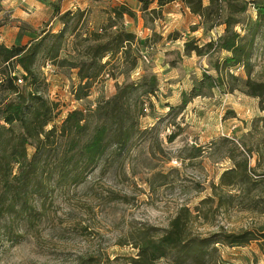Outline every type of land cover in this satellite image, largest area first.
I'll list each match as a JSON object with an SVG mask.
<instances>
[{"label": "rangeland", "instance_id": "374dc122", "mask_svg": "<svg viewBox=\"0 0 264 264\" xmlns=\"http://www.w3.org/2000/svg\"><path fill=\"white\" fill-rule=\"evenodd\" d=\"M13 1L0 0L1 43L8 46V40H14L15 44L26 45V39L33 37L29 33L38 37L42 32L57 34L64 29L53 14L50 20H22L25 14L20 12L26 11L15 7ZM60 1L45 5L52 10L58 4L60 10ZM92 1L94 4L84 10L68 11H81L82 16L73 17L66 24L59 60L51 62L39 57L35 64L40 78L39 94L57 107L49 127H58L71 111L92 110L114 95L116 82L130 80L136 73L146 71L156 75L158 91L155 97L145 100L139 132L127 150L120 157L106 155L82 184L57 189L43 206L38 203V210L42 212L39 224L33 228L11 227L8 219H0V264H79L89 259H95L97 264H127L128 258L135 257L137 252L130 245L136 231L165 230L180 207L193 211L211 196V185L218 184L220 175L232 166L231 143L240 148L239 143L255 147L256 143L264 142V123L254 127V122L264 116V103L261 107L258 99L238 91L227 94L214 89L192 99L183 110L178 108L183 94L190 92L193 80H199L203 71L209 69L205 57L185 56L184 44L193 39L198 45L215 40L222 33H219L221 27L207 32L200 19L199 25H191L183 4L173 8L180 15L175 22L171 18L167 21L170 9H160L156 14L141 13L139 18L136 0ZM119 2L131 9L134 17L124 15L109 29L112 10L121 6ZM254 16L255 9L249 5L244 17L254 19ZM141 22L146 31H138ZM116 27H123L139 40L138 46L133 47L138 61L136 69L125 73L117 56L92 81L88 96L76 99L81 82L77 70L70 64L84 60L82 55L92 43V34H103L105 28L111 33ZM144 33H148L146 38ZM140 52L147 55L148 62L141 59ZM253 60L258 63L255 71L264 68L262 42L258 41ZM109 72L113 78L108 76ZM13 73L20 76L18 68ZM234 73L244 76L241 70ZM9 99L8 93L0 91V105ZM27 152L30 157L33 149L28 148ZM254 163L255 156L250 159L252 166ZM209 217L206 223L196 222L193 232L204 237L220 228L229 233H264L262 214L232 208ZM8 228L13 232L9 236L6 235ZM262 241L264 238L238 248L217 246L219 263L264 264L259 246ZM160 264L169 263L161 261Z\"/></svg>", "mask_w": 264, "mask_h": 264}, {"label": "trees", "instance_id": "16d2710c", "mask_svg": "<svg viewBox=\"0 0 264 264\" xmlns=\"http://www.w3.org/2000/svg\"><path fill=\"white\" fill-rule=\"evenodd\" d=\"M155 1L157 9H151ZM175 1L136 0L142 14L159 13L158 10ZM180 1L200 19L207 32L221 27L222 33L204 45H198L194 39L184 44V55L205 57L209 69L203 71L199 80H193L190 92L183 94L178 108L183 110L192 99L214 89L227 94L238 91L258 99L262 107L264 68L255 71L258 63L253 56L258 41L262 42L264 55V0ZM249 5L255 9L254 19L244 17ZM112 14L109 29L124 15L134 17L133 11L124 5L113 8ZM81 16V11L60 14L57 4L53 6V17L63 23L61 32H42L26 45L7 46L0 42V91L10 96L0 105V219H8L11 227H35L42 216L38 203L43 206L57 189L82 184L106 155L120 157L139 132L145 100L155 97L158 91L156 75L146 71L136 73L130 80L116 82L114 95L92 110L71 111L58 127H49L57 107L39 94L40 78L35 64L39 57L51 62L59 60L65 26L71 18ZM91 38L92 43L82 55L84 60L70 64L77 70L81 82L75 95L78 100L88 96L92 81L117 56L125 73L133 72L138 65L133 47L138 46L139 40L123 27H116L111 33L105 28L103 34H92ZM14 68L20 71V78L13 73ZM236 70H241L244 76L235 74ZM107 74L109 76L110 72ZM20 79L21 84H18ZM260 122L264 123V116L254 122V127ZM172 139L173 136L169 137L170 141ZM231 144L232 166L220 175L218 184L211 185V196L203 199L193 211L180 207L165 230L142 228L136 231L130 245L137 252L135 257L128 258L127 264H160L161 261L220 264L217 246L238 248L260 238L263 240L264 233L252 231L229 233L220 228L206 237L193 232L196 222L206 223L211 214L220 210L227 212L237 208L264 215V142L256 143L255 147L239 143L242 151ZM28 148L33 149L30 157ZM12 233L8 228L6 235ZM259 244L264 254V241ZM79 264H97V261L89 259Z\"/></svg>", "mask_w": 264, "mask_h": 264}, {"label": "crops", "instance_id": "0c3cea01", "mask_svg": "<svg viewBox=\"0 0 264 264\" xmlns=\"http://www.w3.org/2000/svg\"><path fill=\"white\" fill-rule=\"evenodd\" d=\"M113 1L118 2V0H113ZM53 2H55V0H14L13 5L15 7H22L26 11V12H20L22 14H25V17L22 16V18H21L20 17L21 15H19L20 13L17 15L22 20H26V21L41 20V21H44L45 18H48L50 20V17L53 14V9L51 10L45 4L53 3ZM60 2L61 3H59V5H60L61 14H63L66 11L68 12L69 10H74V9L84 10V8L87 5H93L94 4L92 0H61ZM118 4L121 5L122 3L119 2ZM20 5H22V6H20ZM112 5L116 6L115 4H112ZM152 5L153 6H151V9H157L156 1ZM178 6L179 7L183 6L182 2L180 0H177V1L173 2L172 4H168L162 8L163 10L170 9V11H171V13H167V21H168V18H171V19H174L173 21L177 22L180 15H178L173 10V8H176ZM182 8H183V11L185 12V14L189 16L190 24L191 25H194V24L199 25V18L190 14V12L188 11L187 8H185V7H182ZM137 11H138L137 13L139 14V18H140L141 13L139 12V8L137 9ZM54 21H55V18L53 20L51 19V22H54ZM139 21H140V19H139ZM173 21H172V24H174ZM137 27L139 28L138 31H146V29H144V27H143L142 22ZM198 29H199V27H198ZM27 30H30V29H27ZM32 32H34V30H32ZM221 32H222V29H219V33H221ZM192 33H197V32H192ZM147 34L148 33H144V38L147 37ZM29 35H33V37H35L34 34L29 33ZM33 37H31L29 39L27 38L25 43L30 42L33 39ZM14 42H15L14 40H8L9 45L15 44Z\"/></svg>", "mask_w": 264, "mask_h": 264}, {"label": "built area", "instance_id": "2783aa9c", "mask_svg": "<svg viewBox=\"0 0 264 264\" xmlns=\"http://www.w3.org/2000/svg\"><path fill=\"white\" fill-rule=\"evenodd\" d=\"M140 56H141V59H142L143 61L148 62V60H147V55H146L145 53L140 52ZM18 83H19V84L21 83V79L18 80Z\"/></svg>", "mask_w": 264, "mask_h": 264}]
</instances>
